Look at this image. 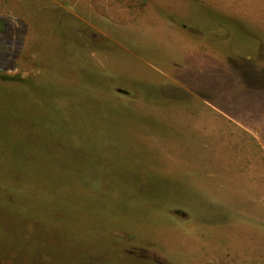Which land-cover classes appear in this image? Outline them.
I'll return each mask as SVG.
<instances>
[{
    "label": "rangeland",
    "instance_id": "obj_1",
    "mask_svg": "<svg viewBox=\"0 0 264 264\" xmlns=\"http://www.w3.org/2000/svg\"><path fill=\"white\" fill-rule=\"evenodd\" d=\"M1 27L0 264H264V0H0Z\"/></svg>",
    "mask_w": 264,
    "mask_h": 264
},
{
    "label": "trees",
    "instance_id": "obj_2",
    "mask_svg": "<svg viewBox=\"0 0 264 264\" xmlns=\"http://www.w3.org/2000/svg\"><path fill=\"white\" fill-rule=\"evenodd\" d=\"M2 27H3V26H2ZM2 27L0 28V31L3 29Z\"/></svg>",
    "mask_w": 264,
    "mask_h": 264
}]
</instances>
